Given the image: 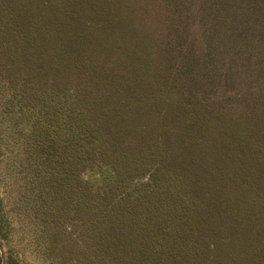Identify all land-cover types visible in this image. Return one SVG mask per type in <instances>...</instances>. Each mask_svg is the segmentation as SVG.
I'll use <instances>...</instances> for the list:
<instances>
[{
	"label": "trees",
	"instance_id": "16d2710c",
	"mask_svg": "<svg viewBox=\"0 0 264 264\" xmlns=\"http://www.w3.org/2000/svg\"><path fill=\"white\" fill-rule=\"evenodd\" d=\"M0 83L49 257L264 264V0H0Z\"/></svg>",
	"mask_w": 264,
	"mask_h": 264
},
{
	"label": "rangeland",
	"instance_id": "374dc122",
	"mask_svg": "<svg viewBox=\"0 0 264 264\" xmlns=\"http://www.w3.org/2000/svg\"><path fill=\"white\" fill-rule=\"evenodd\" d=\"M6 96L0 83V261L3 264L10 261L13 264H64L61 259L47 254L49 233L44 228L40 201L34 199L27 184L21 136L10 130L9 116L3 112ZM84 179L103 191L113 182L114 174L108 166L96 163L85 171Z\"/></svg>",
	"mask_w": 264,
	"mask_h": 264
}]
</instances>
